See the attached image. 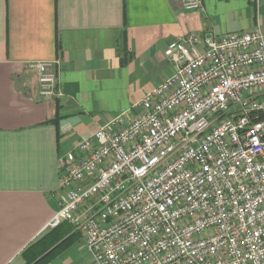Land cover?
I'll use <instances>...</instances> for the list:
<instances>
[{
    "label": "built area",
    "instance_id": "built-area-1",
    "mask_svg": "<svg viewBox=\"0 0 264 264\" xmlns=\"http://www.w3.org/2000/svg\"><path fill=\"white\" fill-rule=\"evenodd\" d=\"M203 12L202 0H179ZM169 76L59 161L58 209L95 264H264V34L189 33ZM58 62L27 66L60 98Z\"/></svg>",
    "mask_w": 264,
    "mask_h": 264
},
{
    "label": "crops",
    "instance_id": "crops-1",
    "mask_svg": "<svg viewBox=\"0 0 264 264\" xmlns=\"http://www.w3.org/2000/svg\"><path fill=\"white\" fill-rule=\"evenodd\" d=\"M202 3L189 12L179 0H0V264L40 253L54 230L46 226L58 209L60 159L169 76L170 42L264 34V0ZM35 62H58L60 98L39 95L27 68ZM63 224L70 244L48 264H95Z\"/></svg>",
    "mask_w": 264,
    "mask_h": 264
},
{
    "label": "trees",
    "instance_id": "trees-1",
    "mask_svg": "<svg viewBox=\"0 0 264 264\" xmlns=\"http://www.w3.org/2000/svg\"><path fill=\"white\" fill-rule=\"evenodd\" d=\"M48 232L42 239L37 247H40V253L33 257L27 264H48L53 258L60 254L70 244V238L63 239L65 233L60 232L63 226ZM62 227V228H61Z\"/></svg>",
    "mask_w": 264,
    "mask_h": 264
}]
</instances>
